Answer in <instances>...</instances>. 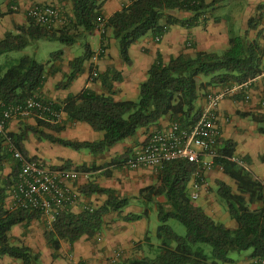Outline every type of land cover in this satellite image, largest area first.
Returning <instances> with one entry per match:
<instances>
[{
  "label": "trees",
  "instance_id": "trees-1",
  "mask_svg": "<svg viewBox=\"0 0 264 264\" xmlns=\"http://www.w3.org/2000/svg\"><path fill=\"white\" fill-rule=\"evenodd\" d=\"M67 1L72 4V15L64 13L66 21L63 27L48 29L29 19L28 26H19L16 28L18 31L8 32L0 40V56L23 50L33 41L57 40L66 46H74L81 41L82 55L70 62L71 71L56 84V89L69 88L84 73L86 61L93 55L85 38L95 32L99 18L104 17L105 0ZM228 1L135 0L108 17L105 30H112L122 60L131 65L130 47L149 32L161 37L174 24L198 26L201 21L208 20L206 12ZM259 8L263 11L257 18L249 20L245 32L230 34L229 47L222 54L198 51L192 56L182 53L168 62L158 57L149 69L146 80L140 84L137 100L115 99L114 82L122 80L115 68L99 76L105 92L98 93L85 87L62 102L44 99L41 90L48 77L55 75L56 63L62 61L63 50L53 52L46 64L25 55L6 68L0 66V116L8 105L25 104L28 98L37 95L65 113L70 123L85 122L103 134L98 141L68 140L39 128L62 131L65 129V120L54 123L48 118H38V126L25 124L19 132L9 131V138L25 157L35 160V157L29 156L25 146L31 133L38 134L39 139L77 151L88 149L91 153L99 154L136 136L140 129L158 124L166 116L183 127L193 126L203 111L197 107V100L207 94L208 87H232L250 81L263 72L264 47L249 37V31L256 29L264 18V4ZM170 10H187L193 16L179 19L169 15ZM164 20L165 24L162 23ZM215 20L219 21L217 18ZM102 37L105 38L106 34L103 33ZM252 117L264 122V117ZM260 130L264 133L263 128ZM236 147L235 141L219 138L221 156L215 163L222 166L223 172L236 183L234 188L225 181H218L217 194L237 222V227L229 228L216 220L197 200L190 197V184L196 168L194 164L186 160L167 162L156 171L155 182L141 188L138 194L142 203L156 207V235L151 237L147 234L146 243L138 245L139 250L144 251L141 258L130 259L124 264H233L236 260L230 257V253L247 250H252L251 258L264 257V183L234 159ZM129 157L127 153L119 155L113 163L116 167H122ZM7 164L11 165V172L5 175ZM58 167L88 170L85 165H73L69 161ZM20 169V162L10 150L8 139L0 134V256L21 260L23 264H41L40 253L24 243L15 244L10 236L15 225L43 219L39 211L11 209L7 204L18 183ZM80 189L87 196L107 195V200L99 207L83 209L78 213L70 209L57 213L51 227L44 233L48 246L54 252L59 251L63 242L74 244L84 236L94 237L103 229L106 215L115 212L120 214L130 205V198H120L116 190L95 182L86 183ZM148 211L146 208L145 214ZM143 216L130 212L121 217L125 221H137ZM171 219H177L186 227L185 236L172 229L168 223ZM154 238L157 244L153 243ZM203 244L211 246V257L206 254Z\"/></svg>",
  "mask_w": 264,
  "mask_h": 264
},
{
  "label": "crops",
  "instance_id": "crops-1",
  "mask_svg": "<svg viewBox=\"0 0 264 264\" xmlns=\"http://www.w3.org/2000/svg\"><path fill=\"white\" fill-rule=\"evenodd\" d=\"M130 2L131 0H105L103 6L104 17H110ZM44 3L57 5L62 8L64 13L67 12L68 15H72V4L67 0H0V40L8 32L18 31L16 28L19 26H28V9L35 4ZM263 4L264 0H248L247 8L249 10L248 13L244 14L241 24L242 33L248 29V22L251 18L260 16L263 10L260 11L259 7ZM168 14L179 19L193 16V13L187 10H170ZM205 16L208 20L201 21L202 17L198 26L186 27L180 24L169 26L167 33L161 36L160 40H156L157 36L149 32L130 47L131 65H127L122 60L118 42L112 36L111 29L106 30L105 38L102 37L101 32L95 30L94 33L85 38L90 44L93 55L86 61L84 73L69 88L56 89V84L64 78L65 74L71 71L70 62L82 55L83 46L80 41L74 46H66L64 48L62 61L56 63L57 71L55 75L48 77L41 90V95L46 100L62 102L69 95L77 94L85 87L91 88L98 93L105 92L106 90L99 76L108 69L115 68L122 76V80L114 82L115 99L120 101L135 100L139 96L140 84L146 80L149 69L158 60V57L168 62L172 57H177L182 53L193 56L198 51L216 52L218 49L225 50L229 47L228 21L232 20L233 16L229 15L219 21L209 18V13H206ZM162 23L165 24L166 20ZM64 25L60 23L56 28L59 29ZM249 37L264 47V18L256 29L249 31ZM75 46H77L76 50L70 49ZM93 68L98 70L99 76L94 82H91L89 75ZM220 90H222L220 86H210L206 89L207 94ZM207 94L197 100L198 108L203 109L206 106ZM263 95L264 70L261 74L251 79L242 89L228 95L221 102L218 126L220 138L230 139L237 143L234 159L243 160L255 177L264 183V133L260 130L261 128L264 130V122H258L252 117V115L264 117ZM63 118L65 120V129L62 131L47 127L39 128L53 136L75 141H98L103 136L101 132L95 131L88 123H70L65 113ZM172 122L170 116H166L158 124L152 125L148 129H140L136 136L119 142L104 153L99 154H94L90 151L86 154L83 150L76 151L59 143L39 139V135L33 133L25 141V146L30 157L43 160L52 167L61 166L65 161H69L73 165H85L88 170L84 171L83 176L81 175L78 180L79 183L77 182L80 187L86 183L95 182L102 187L116 190L120 198H131L133 196L137 201L139 190L152 184V181L151 183L148 182L149 177L146 176L149 168L129 169L123 166L116 167L113 162L119 155L125 153L128 156L133 155L145 142L150 132L157 129H165ZM37 123L38 117L33 116L25 119H13L8 122L7 126L10 132H19L25 124L38 126ZM94 167L98 169H94ZM121 168L128 169L130 176L135 181L138 180L139 185L133 193H128L126 189L120 191V183L108 178L112 174L116 175L117 170H122ZM10 172L11 165L7 164L4 174L7 175ZM212 177H214L212 172H206V185L202 189L197 202L213 218L224 222L229 228H236L237 222L230 216L226 204L217 206L215 197L210 196L207 191L209 185L216 189L217 184L210 180ZM227 179L222 178L223 181L230 184ZM124 184L127 185L126 181H124ZM106 200L107 195L104 194H93L91 196L83 194L81 201L72 207L71 211L78 213L85 206L99 207ZM11 202L12 197L10 196L7 199L8 206H10ZM145 210L146 208L142 205H134L127 206L120 214L117 212L110 213L106 215L104 227L97 235L94 237L84 236L74 244L63 242L57 252H54L46 242L44 233L48 226L45 218L15 225L10 231V236L15 244L24 243L40 253L41 264H70V257L75 258L79 264H124L130 259L141 258L144 251L139 250L138 245L146 243L147 234L151 237L156 235L158 226L156 207L149 209L147 214H145ZM130 212L140 213L144 216L137 221L123 220L121 216ZM151 216L154 217L153 220ZM153 243L157 244V240L155 239ZM56 254L57 257L55 256ZM250 259L251 257L248 256L243 260H236L233 264H248ZM19 261L6 255L0 256V264H23Z\"/></svg>",
  "mask_w": 264,
  "mask_h": 264
},
{
  "label": "built area",
  "instance_id": "built-area-1",
  "mask_svg": "<svg viewBox=\"0 0 264 264\" xmlns=\"http://www.w3.org/2000/svg\"><path fill=\"white\" fill-rule=\"evenodd\" d=\"M27 16L36 25L48 29L56 28L66 21L62 8L48 3L33 5L28 9ZM106 20V17H101L98 21L99 25L96 30L102 34L106 33ZM156 40H160V37ZM98 76V70L93 68L89 80L94 82ZM248 82L209 93L206 97V106L193 126L183 127L178 122H172L165 129L150 132L141 147L124 161L123 167L149 168L157 171L167 162L186 160L196 166L190 184V197L198 200L206 185V172L214 167L223 170L222 166L215 163V160L221 156L218 149L220 104L228 95L242 89ZM262 101L264 103V95ZM63 115L64 113L58 111L52 102H46L35 95L28 98L25 104L8 105L0 116V134L8 139L10 150L21 165L18 183L12 191L10 207L11 209L23 208L41 212L48 227H51L57 213L65 209L71 210L81 201L83 193L75 182L84 174V171L52 167L43 160L25 157L9 138L7 125L13 119L33 116L61 123L64 120ZM235 160L244 169L249 170V166L243 160ZM93 208L85 206L83 209ZM70 264H79V262L70 257ZM248 264H264V257L251 258Z\"/></svg>",
  "mask_w": 264,
  "mask_h": 264
},
{
  "label": "rangeland",
  "instance_id": "rangeland-1",
  "mask_svg": "<svg viewBox=\"0 0 264 264\" xmlns=\"http://www.w3.org/2000/svg\"><path fill=\"white\" fill-rule=\"evenodd\" d=\"M247 6H248V0H231L228 3H223L217 7H214V9H211L206 13H209L210 14L209 18H211L213 20H215L216 18L221 20L222 18H225L229 15L233 16V19L228 21L229 34H232V33L241 34L242 33L241 24H242V21L244 19V14L248 13V10H249V8H247ZM65 47H66L65 44H63L57 40L33 41L23 50H14V51H11V52H8V53L1 55L0 56V66L3 68H6L8 64L17 61L18 59H20L21 57H23L25 55L34 57L39 63L44 64V63H47L52 58L53 52H57L59 50H64ZM76 48H77V46H75L74 48H70V49L76 50ZM227 49H225V50L224 49H222V50L218 49V50H216V53L222 54ZM210 52H215V51H210ZM137 99L138 98H135V100H137ZM58 147L65 148L63 146H58ZM83 151L86 154H88V152H89L88 149H83ZM58 152H60V151H58ZM123 170L125 171V173ZM127 170L128 169L117 170L118 174L117 173H116V175L112 174L111 177H108V178L115 180L114 182L117 181L120 183V184L118 183L120 185V191H123L126 189V191L128 193H133L134 191L137 190V186L139 185V183H138V180L135 181L134 178H132L130 176V172H128ZM148 170H149V172L146 173L147 174L146 176L149 177L148 182L151 183V181H152V183H154L155 179H156V171L153 169H148ZM208 172H212L214 174V177H212L210 180L214 181L217 184V186L215 189V187H212L209 185L207 187V191L210 194V196L215 197V203H217V206H220V205L224 204V202L220 199V197L217 194L218 181H223L222 178L227 179V176L225 175V173H223V171L219 167H216V168L214 167L211 170H209ZM124 181H126L127 185L124 184ZM227 181L234 188H236V183L233 179L228 177ZM77 182H75L76 185H77ZM134 205L135 206L142 205L143 207L148 208V209L155 208V206L153 204L145 205L144 203H142L141 200L137 199V201H136L135 198L133 196H131L129 206H134ZM82 210H83V208H82ZM151 219L153 220L154 217L151 216ZM218 221H220V220H218ZM220 222H222V221H220ZM168 223L176 233H178L179 235H182V236L186 235V227L180 221H178L177 219H171ZM202 246L205 249L206 254L211 257L212 256L211 246H209L207 244H203ZM146 253H148V252H146ZM251 253H252V250L241 251V252L235 251V252L230 253V257L234 258L235 260H243L246 257L250 256ZM19 262H22V261L20 260Z\"/></svg>",
  "mask_w": 264,
  "mask_h": 264
}]
</instances>
